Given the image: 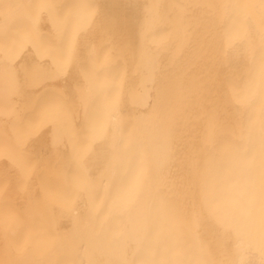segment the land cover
Segmentation results:
<instances>
[{
  "label": "bare ground",
  "instance_id": "obj_1",
  "mask_svg": "<svg viewBox=\"0 0 264 264\" xmlns=\"http://www.w3.org/2000/svg\"><path fill=\"white\" fill-rule=\"evenodd\" d=\"M0 264H264V0H0Z\"/></svg>",
  "mask_w": 264,
  "mask_h": 264
}]
</instances>
